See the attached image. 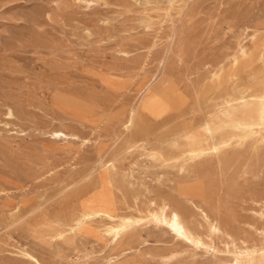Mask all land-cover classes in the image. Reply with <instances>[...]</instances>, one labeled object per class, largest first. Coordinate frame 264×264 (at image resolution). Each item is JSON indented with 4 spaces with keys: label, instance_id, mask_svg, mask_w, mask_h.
<instances>
[{
    "label": "rangeland",
    "instance_id": "1",
    "mask_svg": "<svg viewBox=\"0 0 264 264\" xmlns=\"http://www.w3.org/2000/svg\"><path fill=\"white\" fill-rule=\"evenodd\" d=\"M240 45L264 48V0H0V264H230L263 248L264 129L239 124L258 118L264 61L203 92ZM204 138L230 146L192 158ZM165 204L209 249L156 222L124 252L105 221L75 230L90 210Z\"/></svg>",
    "mask_w": 264,
    "mask_h": 264
},
{
    "label": "bare ground",
    "instance_id": "2",
    "mask_svg": "<svg viewBox=\"0 0 264 264\" xmlns=\"http://www.w3.org/2000/svg\"><path fill=\"white\" fill-rule=\"evenodd\" d=\"M263 61L264 48L262 46L251 50L246 46L240 45L227 65L220 66L211 72L208 84L203 91L204 94L219 92L225 86L236 82L241 75L247 73ZM252 99L253 103L258 104L260 110L257 120H248L239 124L241 132L245 135L252 134L255 127L264 129V93L254 95ZM205 132L207 135H211L210 128L206 127ZM54 136L57 138L67 137L62 131L54 132ZM240 138L242 137L240 136ZM229 146L230 143L225 140L218 142L208 138L194 139L189 144L188 154L194 159L215 157L220 156ZM98 220L105 221L106 223L101 230L99 229L98 233L102 232L103 236L111 241L114 248L121 252H124L126 247L135 242L131 236L132 232L142 222H156L157 225L167 228L177 240L185 241L198 250L209 249L207 243L192 231L182 214L168 204L162 206L158 211H149L147 217L141 215L138 217L133 215L118 217L108 210H90L83 215L75 230L82 234L96 233L97 230L94 229V224ZM213 231L217 233L220 231V228L217 225H213ZM62 239L61 241L63 242ZM113 264L119 263L114 261ZM230 264H264V247L257 251L250 249L240 250L234 254V260Z\"/></svg>",
    "mask_w": 264,
    "mask_h": 264
}]
</instances>
